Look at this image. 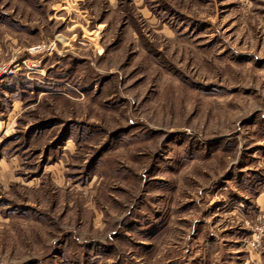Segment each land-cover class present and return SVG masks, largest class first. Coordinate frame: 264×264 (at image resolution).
<instances>
[{
  "label": "rangeland",
  "instance_id": "374dc122",
  "mask_svg": "<svg viewBox=\"0 0 264 264\" xmlns=\"http://www.w3.org/2000/svg\"><path fill=\"white\" fill-rule=\"evenodd\" d=\"M0 264H264V0H0Z\"/></svg>",
  "mask_w": 264,
  "mask_h": 264
},
{
  "label": "bare ground",
  "instance_id": "6f19581e",
  "mask_svg": "<svg viewBox=\"0 0 264 264\" xmlns=\"http://www.w3.org/2000/svg\"><path fill=\"white\" fill-rule=\"evenodd\" d=\"M3 73V72H2Z\"/></svg>",
  "mask_w": 264,
  "mask_h": 264
}]
</instances>
